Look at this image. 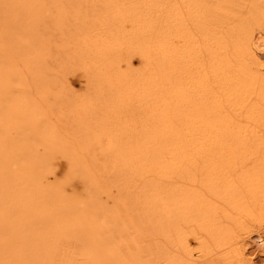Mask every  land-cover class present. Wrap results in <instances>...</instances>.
Masks as SVG:
<instances>
[{"label":"rangeland","instance_id":"1","mask_svg":"<svg viewBox=\"0 0 264 264\" xmlns=\"http://www.w3.org/2000/svg\"><path fill=\"white\" fill-rule=\"evenodd\" d=\"M38 1L41 5H47L48 7H43L45 16L42 15L44 18L41 17V22L35 26L38 34L37 36H39L36 38H40V40L41 38L44 39L45 43V51L42 55L44 66L43 72L41 71L40 73L41 78L46 83L50 82V86L47 84L45 93H43L48 99L45 103L46 107H44L45 112L41 116L42 121L43 123L46 122V124H49L48 126L51 124L57 133H59V140L62 139L63 142H66L65 147L69 150L72 148V150L78 154L80 164L86 166L90 171L89 182L91 183L92 179V184L94 183V185L97 186L99 184L98 187H100L103 192H100L102 194V199H107V202L109 200L110 203L114 204L113 213L115 217H113L119 220L117 224L119 226L121 224V227L128 230L129 233L134 230L136 231V229H138L136 226L139 224L137 221H140L142 216L138 214L137 209H140V207H138L140 205L135 204V200L147 197L146 195L150 190H157V188L161 190L164 188L178 189L186 192L190 196L194 195L191 196L192 198L196 196L199 203L202 204L201 206L209 211L208 214L212 216L214 214V224L215 226L218 225L217 229L220 227L219 230H223L222 233L225 234L226 238L225 244H217L214 235L209 230H204L206 227H203L202 224L200 225L199 221L188 219L187 221L180 220L181 223L179 221L177 222L179 230L175 231V234L174 231L170 229L171 227H169L170 234H167L168 237L167 235L165 237L166 233L164 236L162 234H155L154 237L151 234H147V236L149 235L148 237L142 235L141 238L137 239L138 244L140 243L139 248L142 251L144 248H151L152 252L157 253L159 249L163 253H167L181 260L183 264H264V242L261 241L262 236H264V98H260V94L264 93V91L262 92L261 90L264 86V72L260 71L257 73L253 70L255 74L257 73L255 75L256 83L253 84L254 92L246 101L238 103L237 105L231 104L229 102V93L225 91L224 83L218 81V79H223L225 76L218 79L212 77L210 66L208 62H206L208 59L211 60V58L208 57L204 50L203 37L196 29V20L193 18L189 19L188 17L189 14H187L184 0H156L154 2L152 0H146L142 3L140 0H74L75 2L70 0L72 5H70L69 0H60L58 7H61V9H59L57 13L55 10L56 8H54L56 6L54 4L51 5L52 3H49L50 0ZM218 1H209V8H211L212 11H217L212 12L210 9L208 10V13L212 12L210 13L212 15L210 17H213L209 22V32L217 39L218 37L225 38L228 45L223 50L217 51V54L215 52L213 57H218V60H224H220V62L226 61L228 63V72H226L229 73L230 77L233 75L236 76L239 75L241 71V66L239 65L242 64V62H246L245 59L248 57L247 55L245 58L241 56L238 58V60H240L238 62L234 47L231 44L233 41H231L229 36L231 34H237L241 29H243L241 30V32L243 31L242 33H246V31H244L247 28L246 26L250 28V24H247V21L248 19L250 20L249 17L252 15L251 12L256 8L251 10V8L255 6L252 3H255L257 0ZM221 1L222 3H220ZM201 2V0H196L192 6L198 7L197 5L201 4ZM219 5L220 7H218ZM222 6H224L225 9H223ZM177 8L186 21V30H189L188 33L190 36L192 35V39L198 43L201 54L200 58L205 61H203L204 68L202 72H204L208 80L207 87H204V93L198 94L197 91H201V88L199 89L195 86V88L190 91L192 94L191 98L196 104H200V98L203 99L201 100L203 104L202 107L205 109L210 106V113L206 118L210 117V126L213 129L207 132H199L198 130L201 129L198 125L196 128L193 126L194 131L191 132L187 124L180 122L181 119L176 120L171 117V114H168L173 121L169 122L172 124L171 129H161V131L158 129L157 133L160 135L161 132L163 133L164 131L166 133L167 130L170 131H168L169 133L172 132L173 134L177 132L183 144L180 149L183 154L181 157L183 158H180L178 160L179 162L177 161L176 165L178 164V166L170 175L161 176L153 170L156 163L153 153H151V147H153V150H158L160 147V144L156 141L157 135H150L149 137V134H146L145 136L146 131L141 130H144L143 123L146 121L145 119L148 115H150L149 107H155L154 111L159 112V108L162 104L168 105L174 100L173 97L172 99L170 97L173 96L172 93L170 92L168 95L166 92L167 87L162 84V80H160L162 78L158 76H167L168 72L164 69L165 67L159 66L158 64L161 53L158 52L157 48L158 36L160 34L157 28L161 27V24L163 25L162 22L169 16V11ZM192 8L190 7V9ZM214 8H219L218 10L220 13ZM221 8L224 11L222 13L224 18L220 15L222 12V10L220 11ZM149 9H152V12H148ZM112 11H115L118 15L124 14L122 17L125 18L126 21L121 24V31L118 32L117 30V34L121 32V35H124L121 36L118 34V37L125 36L126 38L129 34H132L136 25V23L132 22L135 16L145 15V18H149L147 14L151 13L154 16L156 15L157 24L142 29L143 31L137 35L134 41L128 42L129 44L131 43L130 45L128 43L117 45L114 43L117 37L112 29V24L115 23L116 19L114 21L113 19L110 20V13ZM247 12L250 15H248ZM53 14L56 15L54 16ZM245 14L247 17H245ZM58 18L59 21L57 20ZM244 19H246V22L243 21ZM147 20L148 19H145V21ZM242 21L246 23V25H244ZM56 22L58 29L57 27L55 28L54 25ZM238 23L240 24L239 26ZM254 25L255 24L252 26L253 28ZM240 26L242 28H238ZM256 26L257 25H255L254 31L256 30L259 33V27ZM252 27L251 29L253 30ZM145 29L148 31L146 32ZM123 31L124 33H122ZM132 39L133 37L131 40ZM1 45L3 48L6 46V44L3 43ZM12 45L13 42L8 43L7 47H11ZM259 46L260 44L256 47L253 54L258 61L262 60V53L259 50ZM148 54L150 56H148ZM253 55L249 56L251 57ZM12 58L13 56L9 54V57L5 60L20 62ZM126 58H129L133 66L131 65V67L127 68V82H124V85L120 86L116 81L121 74L119 72L121 67L124 66L121 63ZM132 58L134 60H132ZM21 64L25 65L23 62H21ZM21 64L19 63V67H21ZM8 68L9 67L5 66L4 70L7 71ZM20 72V81L22 83H24L25 80V85L26 82L28 84L32 82L31 79L33 75L31 72L27 71L25 67L24 69L22 68ZM36 76L37 75H35L34 78H37ZM150 82H154V84L157 85L156 88H154L156 95H151L150 93H147L149 95L134 94L135 90L131 91L132 87L135 89L136 85L142 83L145 85L144 89L150 92L152 90L149 84ZM16 84L18 85V83ZM28 84L26 88L28 89L30 87L29 93L33 94L32 98L36 99V97H39L38 100H40L41 96H34L33 90L35 91V89L31 90L32 86ZM15 88L16 87H11V90L13 91ZM40 90L41 94L43 89ZM43 96L44 95H42V97ZM142 97L145 98L143 100L146 104H141L138 100ZM152 98L155 100L149 101L150 99L152 100ZM211 104L212 107H215L214 112H211ZM83 109H85V111ZM140 114H142V116H140ZM216 118H220L227 123L225 124L228 126V129L225 126L227 129L225 131L226 133L222 128L221 130L219 127L214 126V120ZM168 124L167 126L170 127V124ZM93 137L98 138L97 144L92 141ZM151 137L152 139H156L150 140L152 143L148 144L149 140L147 141V138L151 139ZM88 138L89 146L86 142ZM134 138H137L138 141H133ZM153 142L157 144L154 145ZM83 144H87L89 151L85 152ZM240 146L245 148V150H242V155L240 157L238 155V157H236L237 159H234V165L231 168L228 167L229 169H226L228 173L226 174L225 172V174L228 178L227 181L230 182L235 193L241 198V202L239 203L243 206L244 203L247 205L245 207L248 208L249 211L247 210L245 214L232 206L230 207L228 203H226L225 199L219 195L220 193L218 191H223L221 188H217L216 190L212 189L211 191V188H209L211 185L208 183L209 180L206 175L209 165H215V163L216 165H221L223 158L227 159L231 157L232 159V155H229V152L232 151L231 154H233V151H236V148ZM162 148L160 152L164 149ZM224 149L226 151L228 149V154L226 151L225 152L229 156L222 153ZM166 157L167 154L164 155V158ZM221 157H223L222 161ZM210 162L214 164H210ZM258 167L259 169L261 168L260 170L262 172L258 174L259 171H257L259 175L257 189L259 195L256 196L258 197L257 202L253 203L249 193L251 189L247 187V183L249 184V173H253L256 169L259 170ZM247 173L248 175L245 177ZM243 177L248 180L246 181ZM49 178L53 179L51 175L47 176V181L51 182ZM241 178L243 179L242 181ZM245 184L246 186H244ZM76 209L82 214L83 211L81 210L86 208L81 205ZM137 216L138 218H136ZM166 221L170 222V219L168 218ZM51 224L52 226H50L49 229L54 228V225H58L56 222ZM41 229L40 231L42 232L44 229ZM45 230L48 231V229ZM136 232H138V230ZM136 232L135 234L137 235ZM90 233L89 235H91ZM169 235H173L170 237L171 239H169ZM77 239L82 242L81 238L76 237L75 241L70 235L68 237L63 236L59 238V240L57 239L58 241L56 240L55 243H53V246H55L53 248L55 253H53V255L51 254L52 257L49 263L63 264L64 259L66 262L65 257L73 259V255L76 253L73 261L75 264H95L93 259H91L92 257H96L95 253H91L94 250L90 252L91 254L89 253L92 257L89 255L88 258V261L92 260V263H88L86 260L87 258L83 255V252L80 251L81 248H83L84 244L82 245V243L84 242L80 243ZM172 242L173 244H171ZM245 242L249 243L248 247H242V244ZM89 246H91V244ZM44 249L45 248H43V250ZM99 257L94 258V260L99 259ZM84 261L87 263H83ZM0 264L2 263L0 262Z\"/></svg>","mask_w":264,"mask_h":264},{"label":"bare ground","instance_id":"2","mask_svg":"<svg viewBox=\"0 0 264 264\" xmlns=\"http://www.w3.org/2000/svg\"><path fill=\"white\" fill-rule=\"evenodd\" d=\"M59 1L60 0L49 1V3H52L51 5L54 4L56 6L54 7L56 8V13L61 9V7H58V3H60ZM71 1L69 0L70 5H72L74 0ZM143 1L146 0H140L141 3ZM152 1L154 2L156 0ZM195 1L196 0H184L186 4L185 8L187 14H189V19L193 18L196 20V29L203 37L204 50L208 57L211 58V60L208 59L209 61L207 60L206 62H208L210 66L212 77L218 79L225 76L223 79H218V81L224 83L225 91L229 93V102L231 104L237 105L238 103L244 102L254 92L253 84L256 83L255 75L260 71L264 72V0H257L255 3H252L255 6H251V10L255 7L256 8L251 12L252 15L250 17L248 16L250 20L247 18V24H250V28L246 26L247 28L244 30L246 31V33L244 32L245 34L242 33L243 31L241 32L243 29H241L240 32H237V28V34L230 33L231 35L229 37L231 41H233L231 44L234 47L237 60L241 56L245 58L247 55L248 57L245 59L246 62H242V64L239 65L241 66V71L240 73L238 72L239 75H233L231 77L229 73H227L228 63L226 61L223 62L224 60L220 59L223 60L222 63L217 59L218 57H213L214 53L216 52L217 54V51L223 50L228 45V42L223 37H218V39L215 38L209 32V22L211 18H213L210 17L212 16L210 13L214 11L208 6L210 5L209 1L211 0H201L202 2L199 4L200 6L197 5L198 7H195L193 5L194 8L192 4H194ZM220 3H222V1ZM43 7L45 8L47 5H41L38 0H0V262L2 264H50L49 260L53 253H55L53 249L55 246H53V243L63 236L68 237L70 235L75 241L77 237L81 238L82 242H84L82 243L77 239L82 245L84 244L80 251L83 252L87 261L91 253H95L97 258L100 256L99 259L94 260L96 257L90 255L92 257L90 258L93 259L95 264H183L181 260L167 253H163L159 249L157 250V253L152 252L151 248H144L142 251L139 248L140 243L138 244L137 239L141 238L142 235L147 236V234H151L154 237L155 234H162L164 236L166 233V237L167 234H170L169 227H171L170 229H172L175 234V231L179 230L177 222L179 221L181 223L180 220L187 221L188 219L199 221L200 223H198L200 225L202 224L203 227H206L204 230H209L214 235L217 244H225V234L222 233L223 230H219L220 227L217 229L218 225L215 226L214 214L213 216L209 215V211L201 206L202 204L199 203L196 196V198L193 197V199L191 196L194 195L190 196L186 192L174 188H164L163 190L157 188V190H150L149 192L147 191V197L135 200L134 203L140 205H137L140 207V209H137L138 214L142 216L140 221H137L139 224L136 223V227L138 228L136 231L138 230V232L134 230L137 235L131 230V233L134 235L129 233L128 230L121 227V224L120 226L117 224L119 220L114 218V204L110 203L109 200L107 202V199H102V194L100 193L102 190L98 187V183H95L98 184V186L94 185V183L92 184V179L91 183L89 182L90 171L86 166L80 164L78 154L73 151L72 148L69 150L65 147L66 142H63L62 139L59 140V133H57L51 124L48 126L49 124H46V122L43 123L42 121L41 116L45 112L44 107H46L45 103L48 99L43 93H45L47 84L49 85L50 82L46 83L41 78L40 73L44 66L42 55L45 51V43L44 39L41 38L40 40V38H36L39 36H37L38 34L35 26L41 22V17L44 18L45 16ZM190 7H193L194 9H190ZM218 7H220V5ZM222 7L225 9L224 6ZM209 9L212 12L208 13ZM218 9L219 8L216 10ZM223 9H220V11L222 10L220 14L222 16V13L224 12ZM151 10L152 9H149L148 12H152ZM218 13H220L219 10ZM123 15L124 14L118 15L115 11L110 13V20L113 19L114 21L116 19L115 23L112 24V29L117 37V40L114 41L117 45L134 41L137 38V35L143 31L142 29L157 24L156 15L154 16L149 13L147 14L149 18H145V15H138L135 16L132 21L133 23H136L132 34H129L125 38V36L121 37L124 34L121 35L120 32L118 34L121 36L118 37L117 30L118 32L121 31V24L125 21V18L122 17ZM245 17H247V15ZM59 18L57 19L58 21ZM145 19L148 20L145 21ZM245 20L246 19L243 21ZM185 22V19L181 16V12L177 8L169 11V16L162 22L163 25L161 24V27L157 28L160 33L158 36L159 40L157 42V48L158 52L161 53L159 61L158 58L157 61L159 66L165 67L164 69L168 72L167 76H158L159 78H162L160 80H162V84L167 87V90L169 88L166 92L168 95L171 92L173 96L170 97L171 99L173 97L174 100L168 105L162 104L159 108V112L154 111L155 107H149L150 115H148L145 119L146 121L143 123L144 130H141L146 131L145 136L146 134H149V137L150 135H157L156 141L160 144V147L158 150H153V147H151V153H153L154 161L156 163L153 170L161 176L170 175L178 166V164L176 165L177 161L180 158H183L181 157L183 154L180 150L183 145L181 138H179L176 131H174L176 132L174 134L172 132L169 133L172 125L169 122L172 121V118L176 120L181 119L180 122L187 124V127H189L191 132L194 131L193 126L196 128L198 125L201 129H197L199 132H207L210 131V129H213L210 126V117L206 118L210 113V106L205 109L202 107L203 104L201 100L203 99L200 98V104H196L191 98L192 94L190 91H192L195 86L199 89L201 88V91H197L198 94L204 93V87H207L208 80L205 77L204 72H202V69L204 68V60L200 58L201 54L198 43L192 39V35L190 36L188 33L189 30H186ZM239 23L241 24L240 21ZM239 23L238 26L240 25ZM56 24L57 22L54 23L55 28L57 27ZM253 24L257 25L256 27H259V33L255 30V34V25L253 28ZM244 25H246V23H244ZM238 28L242 27L240 26ZM147 31L148 30H146V32ZM122 33H124V31ZM131 36L133 37L132 40ZM11 42H13V45L7 47V44ZM2 43L6 44L4 48L1 45ZM259 44V50L262 53V60L258 61L253 54ZM9 54L13 56L14 60L16 59V61L18 60L20 62H15L13 60L6 61ZM249 55L253 56L250 57ZM148 56L150 55L148 54ZM132 60L134 59L132 58ZM239 61L240 60H238V62ZM21 62L25 63V65L21 64ZM19 63L21 64V67H19ZM121 64L124 66L121 67V70L119 71L121 74L119 73L120 76L116 81L120 86L124 85V82H127V68L131 67L132 62L129 61V58H126ZM5 66L9 67L7 71L4 70ZM24 67L33 75V78L31 79L32 82L29 84L26 82V85L31 84V90L35 89L36 91L33 90L34 96H41L40 100H38L39 97H36L37 100L32 98L33 94L29 93L30 87L28 86L29 88H26V80L24 83L20 81V70L22 71V68L24 69ZM253 70L257 73L255 74ZM35 75H37V78H34ZM16 83H18V85ZM149 84L152 87L150 92H147V90L144 89L145 85L142 83L136 85L135 89L132 87L131 91L135 90L134 94L149 95L147 93H150L151 95H156L154 88H156L157 85L154 84V82H150ZM11 87L16 88L12 91ZM263 87L261 88L262 92L264 91ZM40 89H43V92H41V94L44 95L43 97L40 94ZM260 98H264V93L260 94ZM143 99L145 98L142 97L138 100L141 104H146ZM153 100L155 99L152 98V100L150 99L149 101ZM211 108V112H214L215 107H212V104ZM85 109L83 110L85 111ZM168 114H171L172 118ZM140 116H142V114H140ZM168 123L170 124V127L167 126ZM214 124V126L219 127L220 129L222 128L224 132L228 129V126L225 125L227 123L220 118H216ZM158 129H160V131L161 129H169L167 130V132H169L165 133L162 130L163 133L161 132L159 135V133H157ZM97 137H93L92 139L96 144L98 142ZM154 139H152V137L151 139L147 138V141L149 140L148 144L152 143L150 140ZM135 140L136 142L138 141L137 138L133 139V141ZM86 142L89 146V138ZM154 142L153 144L156 145L157 143ZM84 147L85 152L89 151L87 144L84 145ZM161 148L163 149L162 152H160ZM236 149L237 152L233 151V154H231L232 151L229 152L228 149L227 151L224 149L222 153L225 155L226 152L227 154L229 152V155H232V159L231 157L227 158L226 156H229L227 154L225 156L227 159L221 157V161L223 158L222 166L216 165V163L215 165H209L207 167L208 172L206 175L209 180L208 183L212 186L209 187L211 188V191L212 189L216 190L217 188H221L223 191H218L220 193L218 194L225 199L226 203H228L230 207L232 206L245 214L248 210V208L245 207L247 205L244 203L243 206L239 203L241 202V198L235 193V190L232 188V185H230V182L227 181L228 178L226 177V174L228 173L226 172V169L228 167L231 168L234 165V159H237L236 157H238V155L240 157L242 155V150H245V148H242L241 146ZM163 151L167 154V159L164 158L165 154ZM210 164L214 163L210 162ZM260 169H256L254 172L252 171L253 173L251 174L249 173V180L247 179L249 184L246 182L247 187L251 189L249 193L253 203L257 202L258 197L256 196L259 195L257 189L259 180L258 174L262 173ZM257 171H259V173ZM48 175H51L54 181L50 178L51 182L47 181ZM247 175L248 173L245 177ZM242 180L243 179L241 178V181ZM244 186H246V184ZM81 205L86 208L81 210L83 211L82 214L76 209ZM136 218H138V216ZM168 218L170 219V222L166 221ZM53 222L58 223V225L53 224L54 228L49 229ZM45 229H48V231ZM89 233L91 235H89ZM172 236L169 235V239H171L170 237ZM261 241L264 242V236H262ZM90 244L91 246H89ZM171 244H173V242ZM248 246L249 243L245 242L242 244V247ZM43 248H45V251ZM75 255L76 253H74L73 259L65 257L66 262L64 259L65 263L63 262V264H75L73 262ZM91 261L92 260L88 261V263ZM83 263L87 262L84 261Z\"/></svg>","mask_w":264,"mask_h":264}]
</instances>
